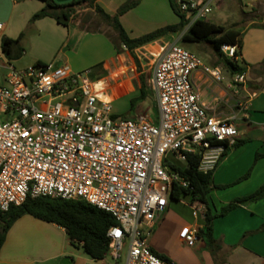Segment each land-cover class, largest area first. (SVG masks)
I'll return each instance as SVG.
<instances>
[{"label":"built area","instance_id":"1","mask_svg":"<svg viewBox=\"0 0 264 264\" xmlns=\"http://www.w3.org/2000/svg\"><path fill=\"white\" fill-rule=\"evenodd\" d=\"M211 3L177 1L191 24L207 20ZM188 28L152 55L157 120L114 116L105 85L91 69L37 63L18 70L4 59L0 44V116L6 118L0 120V211L23 205L29 196L82 200L117 222L108 231L106 256L118 262L127 248L126 264H175L155 254L149 239L173 189L190 188L178 167L187 153H199V171L214 172L239 139L236 117L220 119L193 83L198 71L218 83L226 71L179 44ZM4 31L0 23V35ZM222 52L240 60L237 45H223ZM233 81L244 86L246 75ZM200 241L198 228L182 234L192 247Z\"/></svg>","mask_w":264,"mask_h":264},{"label":"crops","instance_id":"2","mask_svg":"<svg viewBox=\"0 0 264 264\" xmlns=\"http://www.w3.org/2000/svg\"><path fill=\"white\" fill-rule=\"evenodd\" d=\"M55 1L59 5H67L73 0ZM239 1L246 10L255 7L261 13L240 36L239 61L246 67V84H236L234 76L223 66L226 72L220 83L201 71L196 72L192 80L220 119L236 117L234 123L239 132L238 141L246 143L229 150L214 171V182L231 185L230 188L211 192L207 205L193 203L191 195L181 196L180 201L188 198V203L194 208L193 218L170 231L173 240L188 250V258L171 257L161 242V230L172 213L171 202L180 201L170 199L168 208L160 214L149 239L150 247L155 254L175 264H264V200L241 206L227 216L215 219L211 243L203 236L192 250L182 242L186 229L206 230L207 208L215 215L233 200L251 195L264 184V158L256 160L257 153H264V0ZM229 2L225 0L223 3L228 7ZM44 7L45 3L41 0H0V23L5 25L0 44L4 38L17 40L23 35L18 46L33 62L32 65L66 64L74 72L91 69L93 79L105 85V94L112 103L114 116L136 119L147 115L156 120L150 115L152 108L145 104L149 96L156 104L157 99L151 67L145 69L149 64H145L143 59L152 57L163 41L174 40L175 36L163 37L130 51L115 40L116 36L119 37L118 33L109 36L102 29L90 30L94 20L83 16L72 19L68 26L58 24L51 17L32 23L33 16ZM136 52L143 53V58L136 57L140 64L138 67L131 61L132 54ZM207 57V62L203 61L215 66L216 62L208 54ZM4 59L16 61L9 60L5 54ZM147 73L149 79L145 75ZM141 77H145L146 84L143 96ZM248 173L250 176L238 183ZM72 246L75 247L65 229L26 215L8 231L0 253V264H61L66 258L71 260L70 264H120L123 260L115 262L110 256L94 260L82 248L72 250ZM123 264H126V257Z\"/></svg>","mask_w":264,"mask_h":264},{"label":"trees","instance_id":"3","mask_svg":"<svg viewBox=\"0 0 264 264\" xmlns=\"http://www.w3.org/2000/svg\"><path fill=\"white\" fill-rule=\"evenodd\" d=\"M41 1L45 3V7L33 16L32 23L46 17H51L58 24L68 26V23L72 19L77 18L83 10L94 9L101 20L118 33L120 43L125 45L130 51H134L136 48L163 37L180 35L189 27L182 36L181 40L183 42L209 46L217 57L215 64L223 66L233 76L244 74L246 71V67L240 61L231 60L222 52L223 45H237L240 49L241 31L236 28H226L204 19L196 20L191 24L192 16L179 9L178 0H169L172 10L179 18L177 24L167 26L137 39L129 38L120 22V17L127 10L140 4L141 0H134L131 4L123 7L116 16L106 14L98 6V0H73L67 5H59L55 0ZM22 37L23 35H20L17 40L3 39V53L9 60H17L23 56L24 50L18 46ZM141 80L143 96L146 89L145 77H141ZM245 143L246 141L244 140L238 141L234 148H238ZM227 155L228 151L223 155V158ZM186 156L187 161L185 165L178 167V170L186 181L189 182L190 188L175 187L171 193L172 200L180 201L182 195H191L193 203L207 205V199L211 192L226 190L231 187V185L216 184L214 182V172L205 174L199 171L201 160L199 153H187ZM261 158H264V153H257L256 160ZM249 176L250 173L238 180V183L246 180ZM261 200H264V184L251 195L233 200L215 215H212L210 209L207 208L205 213L206 230H200V236H205L211 243L213 221L215 219L225 217L241 206ZM26 215L65 229L71 243L77 248H82L94 260H102L106 257L110 244L108 231L111 227L117 225L113 216L82 200H66L55 197L33 198L29 196L23 205L11 207L8 212L0 211V253L5 244L8 231L16 221ZM262 229H264V226Z\"/></svg>","mask_w":264,"mask_h":264},{"label":"rangeland","instance_id":"4","mask_svg":"<svg viewBox=\"0 0 264 264\" xmlns=\"http://www.w3.org/2000/svg\"><path fill=\"white\" fill-rule=\"evenodd\" d=\"M134 0H98V6L104 10V12L111 16L119 14L121 9ZM225 0H212L211 13L207 17V21L217 25H222L226 28H236L241 32L246 28L248 24L253 22L261 16V13L254 7L252 9H245L239 0H227L230 1L228 7L224 5ZM256 9V10H255ZM84 17L85 19H93L94 21L90 24V30L102 29L108 32L109 36L117 33L113 28L109 27L104 23L101 18L95 13L94 9L83 10L77 18ZM120 22L129 36L130 39L141 38L147 34L156 32L170 25L178 23V18L172 11L169 0H141L140 4L127 10L121 17ZM109 27V28H108ZM179 35H176L177 38ZM171 37V36H169ZM116 41H119V37H115ZM179 44L189 50L190 52L198 55L202 60L207 62V54L215 62L217 61L216 55H214L212 49L207 45H199L196 43H186L179 41ZM142 58V54L138 53ZM131 61L136 66H140L135 54H132ZM145 64H149L145 69H149L153 62V57L149 56V59H143ZM209 63V62H208ZM16 69L22 70L29 66H32L33 62L29 61L26 54L16 61H12ZM211 64V63H210ZM142 70V69H141ZM4 72L0 70V82H3ZM147 75L149 79V74ZM145 104L150 106V115L156 120L159 117V109L156 102L150 96L145 100ZM121 119H129L126 117H119ZM0 120L5 121V116H0ZM183 165L185 163L183 162ZM188 198L180 202H171L172 213L166 222L165 226L161 230L163 233L161 242L165 252L171 257L188 258V250L184 249L182 244H178L173 240V235L170 230L173 231L177 225L185 222H189L193 218L194 208L188 203ZM8 234V233H7ZM185 244V243H184ZM188 249L194 250L195 248L185 244ZM77 247L72 246V250H77ZM127 254V248L123 252V260L120 264H123L124 258Z\"/></svg>","mask_w":264,"mask_h":264},{"label":"water","instance_id":"5","mask_svg":"<svg viewBox=\"0 0 264 264\" xmlns=\"http://www.w3.org/2000/svg\"><path fill=\"white\" fill-rule=\"evenodd\" d=\"M71 263V260L66 258V259H63L62 260V263L61 264H70Z\"/></svg>","mask_w":264,"mask_h":264}]
</instances>
